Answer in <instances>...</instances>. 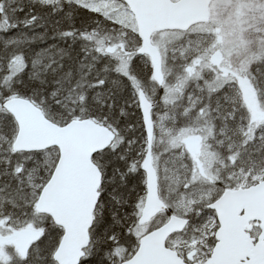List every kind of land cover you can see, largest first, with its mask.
<instances>
[{"label": "snow or ice", "instance_id": "snow-or-ice-1", "mask_svg": "<svg viewBox=\"0 0 264 264\" xmlns=\"http://www.w3.org/2000/svg\"><path fill=\"white\" fill-rule=\"evenodd\" d=\"M0 264H264V0H0Z\"/></svg>", "mask_w": 264, "mask_h": 264}]
</instances>
